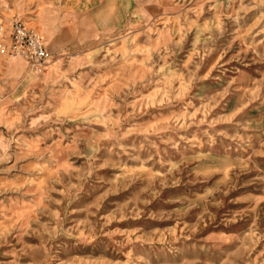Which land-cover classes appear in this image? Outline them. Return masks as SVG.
Returning a JSON list of instances; mask_svg holds the SVG:
<instances>
[{
	"label": "rangeland",
	"instance_id": "1",
	"mask_svg": "<svg viewBox=\"0 0 264 264\" xmlns=\"http://www.w3.org/2000/svg\"><path fill=\"white\" fill-rule=\"evenodd\" d=\"M0 264H264V0H0Z\"/></svg>",
	"mask_w": 264,
	"mask_h": 264
},
{
	"label": "built area",
	"instance_id": "2",
	"mask_svg": "<svg viewBox=\"0 0 264 264\" xmlns=\"http://www.w3.org/2000/svg\"><path fill=\"white\" fill-rule=\"evenodd\" d=\"M15 38L14 53L24 56L39 69L44 70L49 65L50 54L46 41L40 34L22 30L19 26Z\"/></svg>",
	"mask_w": 264,
	"mask_h": 264
},
{
	"label": "bare ground",
	"instance_id": "3",
	"mask_svg": "<svg viewBox=\"0 0 264 264\" xmlns=\"http://www.w3.org/2000/svg\"><path fill=\"white\" fill-rule=\"evenodd\" d=\"M39 19V18H38ZM47 27V26H46ZM53 40V39H52ZM33 77V76H32Z\"/></svg>",
	"mask_w": 264,
	"mask_h": 264
}]
</instances>
